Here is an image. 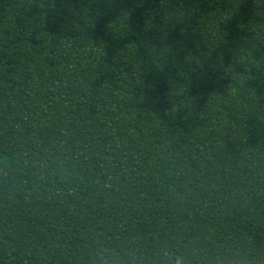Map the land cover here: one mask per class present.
Returning a JSON list of instances; mask_svg holds the SVG:
<instances>
[{"label": "trees", "instance_id": "trees-1", "mask_svg": "<svg viewBox=\"0 0 264 264\" xmlns=\"http://www.w3.org/2000/svg\"><path fill=\"white\" fill-rule=\"evenodd\" d=\"M0 264H264V0H0Z\"/></svg>", "mask_w": 264, "mask_h": 264}]
</instances>
